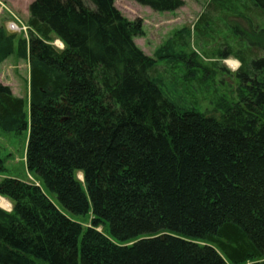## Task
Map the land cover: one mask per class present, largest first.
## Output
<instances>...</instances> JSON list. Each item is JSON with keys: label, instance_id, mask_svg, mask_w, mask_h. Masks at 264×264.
Returning <instances> with one entry per match:
<instances>
[{"label": "trees", "instance_id": "obj_1", "mask_svg": "<svg viewBox=\"0 0 264 264\" xmlns=\"http://www.w3.org/2000/svg\"><path fill=\"white\" fill-rule=\"evenodd\" d=\"M114 1L33 0L27 40L0 25V65L29 66L24 98L0 84V130L27 135L32 179L0 180L12 205L0 209V264H264V0L218 4L260 16L238 32L234 92L210 107L167 98L154 72L178 60L173 44L190 30L147 57L134 43L141 20ZM134 1L159 13L184 5ZM214 63H189L188 89L217 92ZM87 214L86 227L72 218Z\"/></svg>", "mask_w": 264, "mask_h": 264}, {"label": "rangeland", "instance_id": "obj_2", "mask_svg": "<svg viewBox=\"0 0 264 264\" xmlns=\"http://www.w3.org/2000/svg\"><path fill=\"white\" fill-rule=\"evenodd\" d=\"M33 0H0V25H7L10 20V14L18 17L24 23L27 22L28 7ZM184 5L177 9L174 13L153 12L148 7L137 4L134 0H115L114 7L129 21L141 20L143 24L144 35L134 39L135 45L150 58H155L156 50L174 35L183 29L190 31L183 35V38L176 37L173 44L172 52L178 58L169 57L163 61H158L155 67V74L160 79V89L162 93L169 99L176 100L182 98L185 103H191L195 100L196 104L202 107L212 105L210 99L224 95L231 87L232 92L235 89L236 78L232 76L239 68L240 64L237 60L240 55L245 56L243 45L244 38L238 33L239 30H250L257 24V10L245 11L240 6L234 5L219 7L221 0H183ZM246 0H242V2ZM244 2V3H245ZM239 10L246 18H250L253 25L249 26L247 20L240 15H232V12ZM238 11V12H239ZM239 12V13H240ZM246 12V13H245ZM245 13V14H244ZM237 14V12H236ZM198 18L200 20L197 22ZM196 24L193 31L192 28ZM239 27V29H238ZM58 41V40H57ZM53 46L58 48L56 42ZM229 52L231 56L227 60H221L222 55ZM194 56V57H192ZM183 57L185 59H183ZM195 59V60H193ZM193 60V61H192ZM221 60V61H220ZM219 62L220 70L215 80L218 84V91H214L212 82L209 83L208 89H203V94L188 89L182 77H185L190 70H195L194 65H202L203 67L213 68L217 66L214 62ZM236 62L237 65L232 68L228 62ZM193 63L191 65L189 63ZM29 66L26 61L17 60L15 57L8 58L4 64L0 65V84L7 86L12 94L17 98H24L27 93V81ZM222 82L220 85L218 82ZM176 86H179L176 87ZM230 86V87H229ZM217 88V87H216ZM207 99H204L205 97ZM211 99V100H212ZM216 102V101H215ZM27 135L23 133H6L0 130V157L4 160L6 173L0 176V180L4 177H12L18 180H29L24 167V153ZM27 177V178H26ZM1 199H4L0 197ZM6 200V199H5ZM0 207L1 210L10 213L12 209ZM73 220L83 227L88 226L90 216H72ZM104 232L107 233L108 226H103ZM100 230V229H99Z\"/></svg>", "mask_w": 264, "mask_h": 264}, {"label": "built area", "instance_id": "obj_3", "mask_svg": "<svg viewBox=\"0 0 264 264\" xmlns=\"http://www.w3.org/2000/svg\"><path fill=\"white\" fill-rule=\"evenodd\" d=\"M12 17V20L8 22L7 29L16 34H24L26 36L27 34V27L14 15L10 14Z\"/></svg>", "mask_w": 264, "mask_h": 264}, {"label": "bare ground", "instance_id": "obj_4", "mask_svg": "<svg viewBox=\"0 0 264 264\" xmlns=\"http://www.w3.org/2000/svg\"><path fill=\"white\" fill-rule=\"evenodd\" d=\"M56 44L58 45V46H61V43L59 42V41H56ZM229 64H230V66L232 67V68H234L236 65H237V63L236 62H228ZM79 177L81 178V175H79ZM7 200H5V199H1L0 198V207H2V208H5V209H10V206H9V203L8 202H6Z\"/></svg>", "mask_w": 264, "mask_h": 264}, {"label": "crops", "instance_id": "obj_5", "mask_svg": "<svg viewBox=\"0 0 264 264\" xmlns=\"http://www.w3.org/2000/svg\"><path fill=\"white\" fill-rule=\"evenodd\" d=\"M27 18L29 17V14L26 16ZM4 64V63H3Z\"/></svg>", "mask_w": 264, "mask_h": 264}]
</instances>
